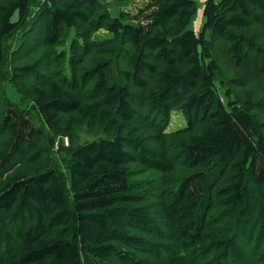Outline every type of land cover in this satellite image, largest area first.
Wrapping results in <instances>:
<instances>
[{"label":"trees","instance_id":"16d2710c","mask_svg":"<svg viewBox=\"0 0 264 264\" xmlns=\"http://www.w3.org/2000/svg\"><path fill=\"white\" fill-rule=\"evenodd\" d=\"M135 1L0 0V264H264V0Z\"/></svg>","mask_w":264,"mask_h":264},{"label":"rangeland","instance_id":"374dc122","mask_svg":"<svg viewBox=\"0 0 264 264\" xmlns=\"http://www.w3.org/2000/svg\"><path fill=\"white\" fill-rule=\"evenodd\" d=\"M199 3V2H198ZM122 6H117V5H111L109 8H108V11L109 13L114 16L118 11L120 10H123V11H130V12H135L136 9H138L139 7H141V2L139 0L135 1L132 5L128 6V7H124V8H121ZM199 14V12H198ZM197 14V15H198ZM200 15H198L194 20H193V23H192V26H193V30L194 31H197L199 29V26L201 24V19L199 17ZM16 19V17L14 18V20ZM22 34L19 33L17 35L16 38H20ZM98 36L100 38H104V39H107L109 38V36L107 34H105L104 32H99L98 33ZM9 93H11L9 91ZM263 93L262 92H254L253 93V97L254 99H260L263 97L262 95ZM259 115H261V117L263 118L264 120V115L260 114L259 112ZM184 125V120L181 118L180 115L178 114H173L172 115V118H171V123H170V127H169V130L172 131V130H175L176 128H179V127H182ZM78 138H79V142L80 143H83L85 141H89V140H92V138L86 136L84 134V132L82 130L78 131Z\"/></svg>","mask_w":264,"mask_h":264},{"label":"crops","instance_id":"0c3cea01","mask_svg":"<svg viewBox=\"0 0 264 264\" xmlns=\"http://www.w3.org/2000/svg\"><path fill=\"white\" fill-rule=\"evenodd\" d=\"M206 0H197L198 6L201 8ZM199 2V3H198ZM201 10V9H200ZM200 10L198 11L200 13Z\"/></svg>","mask_w":264,"mask_h":264},{"label":"water","instance_id":"95a60500","mask_svg":"<svg viewBox=\"0 0 264 264\" xmlns=\"http://www.w3.org/2000/svg\"><path fill=\"white\" fill-rule=\"evenodd\" d=\"M99 1H101L102 3H105V4H109L112 2V0H99Z\"/></svg>","mask_w":264,"mask_h":264}]
</instances>
